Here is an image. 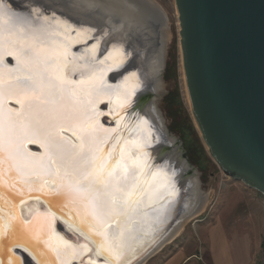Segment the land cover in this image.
Here are the masks:
<instances>
[{"label": "water", "instance_id": "95a60500", "mask_svg": "<svg viewBox=\"0 0 264 264\" xmlns=\"http://www.w3.org/2000/svg\"><path fill=\"white\" fill-rule=\"evenodd\" d=\"M29 1L4 0L11 11L31 17L35 28L60 20L74 40L80 31L73 29L86 31L84 40L76 41L66 50L61 58L65 64L82 65L81 56L96 48V55H88L89 65L96 68L111 47L117 45L116 41L108 43L111 34L117 31L128 40L123 49V63L105 69L99 87H94L105 95L87 100L70 94L83 78L81 72L68 69L64 71V82L43 87L41 84L50 77L43 72L45 64L40 58L41 68L34 69L28 63V53L27 60L19 62L0 48V156L3 157L6 136H17L13 142L15 151L32 161L36 169L32 176H11L12 185L2 173L8 185L0 180L3 194L0 205L5 202L14 214V233L22 224L27 233L39 232L42 241L54 231L64 246L65 242L72 245L68 247L70 258L65 264H86L90 258L96 264H112L106 254L95 255L98 250L93 238L70 220V209L76 207L79 199L73 203L65 193L75 196L71 188L79 183L78 173H65L52 144L62 140L66 151L75 152L80 149L79 137L90 132L89 139L94 137L99 143L98 150L91 154L103 155L102 144L136 139L142 132L138 124L145 123L149 134L145 135L146 148H141L144 157L151 171L162 170L169 175L173 195L163 200H167L166 204L159 211H166L165 220L162 225L154 223L150 239L134 249L130 245L116 259L118 264H142L170 237L182 215L191 208V185L198 180L201 186L200 173L189 162L182 143L166 129L159 109L162 95L153 88L163 74V63L158 77L144 76L139 67L133 66L137 52L129 46L130 42L145 43L146 57L151 54L159 43L148 27L157 28L156 18L161 20V13L154 6L153 17L147 0H33V5ZM175 5L187 95L208 154L226 176L264 196V0H175ZM125 13L144 24L130 23L123 17ZM49 58L55 65V56ZM132 74H137L139 85L123 100L119 88ZM25 83L32 85L27 88L34 94L31 100L25 101L19 95L26 89ZM56 95L58 98L52 100ZM122 124L127 125L125 130L120 128ZM5 126L11 131L8 135ZM90 147L85 144L86 154ZM133 154L137 155L136 151ZM60 200L67 201L64 211L56 204ZM81 242L88 251L78 246ZM6 250L20 264H40V258L30 248L24 251L11 243ZM0 261L4 262V258Z\"/></svg>", "mask_w": 264, "mask_h": 264}, {"label": "bare ground", "instance_id": "6f19581e", "mask_svg": "<svg viewBox=\"0 0 264 264\" xmlns=\"http://www.w3.org/2000/svg\"><path fill=\"white\" fill-rule=\"evenodd\" d=\"M150 3L149 8L154 13L152 16L154 17L155 14V7H157L151 0H147ZM31 2L33 0L29 1V4L33 5ZM158 8V7H157ZM159 11L162 13L161 8ZM161 20L156 18V22H158L157 28L155 27H148V32L152 34L155 38H157L158 41V47L154 49L151 54L147 55V50L145 43L144 44H138L134 41H131L129 46L133 48V50L136 53L135 57V64L133 66L139 67L142 71L144 76L152 77L153 75H157L162 67L163 58H164V48L163 43V30L161 32V27L164 24L163 21V14ZM160 15V17H161ZM125 20H131L130 23L133 24H139L143 25L144 23L141 20H135V17L132 15H129L128 13H125L123 15ZM12 27V21L5 19L4 21H0V48L4 49L8 53H11L19 62H22L26 59V54L31 52V57L28 59V63L30 66L34 67H40L42 64L39 62V58L43 61L45 64L44 68L42 69L43 72L48 74V77L50 80H46L41 84L43 87H48L49 85L64 82L65 76L64 71L70 70L72 72L79 71L81 72L83 78L75 85L73 91L70 92L71 95L75 97H81L84 99H90V98H102L105 93L102 91H99L98 89H95L94 87H99V84L102 81L103 73L105 69L110 68H116L119 65H121L125 58L123 49L124 45L126 44L127 36H120V34L116 31V33L111 34L109 36L108 43L115 42L117 45H113L111 47V51L108 53V55L103 59V63L98 64L96 68H93L88 63V55L94 56L97 53V49L93 48L88 53H85L81 56V59L83 61L82 65H78L77 62L75 64H65L64 60L61 61V58H64V55H66V50H68V47L75 43L76 41L84 40L86 31L79 32V34L75 37L76 40L72 39L68 36L67 28L65 24H63L60 20L59 23L55 24H45L44 29L46 31H43L39 33L41 39L39 40H32L31 39V32L30 30H21L19 32L11 31ZM153 30V31H152ZM154 38V39H155ZM121 41V42H120ZM128 43V42H127ZM147 45V44H146ZM55 65L50 62L49 57H54ZM39 68V69H40ZM66 75V74H65ZM146 79V78H145ZM139 79L137 74H132L128 76L124 84L119 88L120 96H124V98H127L130 93L131 89L135 88L139 85ZM94 85V86H93ZM94 88L92 90L91 88ZM92 91H91V90ZM158 95L160 94V89L158 88L156 90ZM25 101L31 100L34 96L33 93H29V90L24 89L23 94H19ZM58 96H53L52 100H56ZM22 99V101H24ZM54 101H51L50 103H53ZM117 102V101H116ZM30 109V108H29ZM27 122V120H24ZM49 122V121H48ZM31 123V122H30ZM28 123V124H30ZM124 123V122H122ZM22 124V123H19ZM32 124V123H31ZM6 125V124H5ZM139 130H142L141 134L138 138H134L131 140H124L118 139L114 144L108 145L102 144L101 152H103V155L105 156V166L111 167L112 164L119 158V154L121 149H123L125 154V161L131 157L133 160H136L138 164H140L142 169V175L140 178V183L142 185L143 191L136 193L137 196L141 197L140 200L136 201L132 204L131 212L129 214L128 218H125L123 216H118L117 221L112 222V227H108L106 229V226H104L101 230H98L97 227L93 226L95 224V221L93 219L96 209L93 207L86 206L82 200L79 198V203L74 206H70L71 209H78L79 214L76 211H72L70 209V220L73 221L77 227H80L82 231L85 233L86 228H91V234H89L91 237L96 236L97 231H102L104 233H114L118 231L124 232V241H125V247L122 249L123 253L127 251L128 247L131 245L134 248L137 247L138 244H143L144 241H147L150 239V235L154 233L152 230L154 228V223H161L162 225L163 221L165 220L166 211L162 212L159 211L160 208L164 207L166 204V201L163 202V200L166 197H169L170 195H173V190L171 188L170 184V177L168 174L165 173V171L162 170H155L151 171L149 168V163L147 164L148 159L146 160L144 150L146 148V136L149 134V129L146 127V124H138ZM5 133L6 135L10 134V130L7 129L5 126ZM33 128V127H32ZM123 130L127 128L126 124H122L120 126ZM17 136H6L5 138V144L2 151V156H0V180L3 185H8L6 182V177L10 181L9 184L12 185V178L11 176L17 177V176H23L30 175L32 176L35 174V164L32 163L29 159H26L22 156H20L16 151V144H13ZM99 145V143H96V145ZM141 150V151H138ZM133 151H136L137 155L133 154ZM111 152V156L108 157L107 154ZM143 156V157H142ZM13 172V174L11 173ZM2 173L6 176H2ZM119 174V169L117 170V175ZM11 178V179H10ZM33 183V181L31 182ZM35 185V184H33ZM192 190L190 193H192V199L190 200V209L187 211V214L184 216L182 215V220L178 225L173 229V231L170 234V237L165 240L160 246L157 247V250L154 251L152 254H150L148 257H146L142 264H144L147 260L151 259L153 255L160 251L164 246L170 244L175 240V238L180 234V232L183 230L184 226L191 220L194 219L196 216L200 215L206 208L208 203V194L203 192L201 190V186L197 180V182L193 185H191ZM35 190V186H34ZM75 194V193H73ZM76 195V194H75ZM161 202V203H160ZM118 206L123 207L120 204V201L116 202ZM72 204V203H71ZM157 205V206H156ZM155 206V207H154ZM195 206H199L195 212H192V214H189L191 209L193 210ZM149 207H153L151 210L143 211L144 209H147ZM0 229H2L4 235L2 239H0V243H3V248L0 249V258H4L3 264H20L19 259L14 257L10 253V251L6 250L7 245H10L12 241L10 240V237H13L14 230L12 227L14 222V214H12L11 210L6 208V203L4 202L3 205H0ZM154 211V212H153ZM7 215L10 219V222L7 221ZM107 219H111L108 217ZM89 221H92L93 223L90 224ZM9 222V223H8ZM4 224L7 228L9 225L10 227L7 229H3L1 224ZM45 230V229H44ZM54 230V229H53ZM151 231V233H150ZM25 235H30V233H27L23 231ZM36 236L39 237L41 240V234L34 233ZM87 236L88 234L85 233ZM150 234V235H149ZM147 236V238H146ZM50 237V238H49ZM49 238V244L50 247L43 242L38 244V247L41 248L46 254L47 257H51L54 264H65L70 256H69V249L68 247L64 246L62 244V240L60 237L56 236L54 234V231L49 234L47 239ZM99 236H96V238H93L92 240L96 249L101 254H106L107 257L111 256L112 259L107 258L111 261L113 264V260L118 259L116 246H111V251L100 248L98 249V245L96 243V240L99 239ZM146 239V240H145ZM143 242V243H142ZM32 244H36V241H32ZM139 246V245H138ZM30 249L33 250L31 245H28ZM88 251V249L86 248ZM34 251V250H33ZM36 253V252H35ZM85 253V252H84ZM40 260L45 259V257L40 256L38 253H36ZM83 254V253H82ZM7 256V257H6ZM59 257V258H58ZM2 260V259H1Z\"/></svg>", "mask_w": 264, "mask_h": 264}, {"label": "rangeland", "instance_id": "374dc122", "mask_svg": "<svg viewBox=\"0 0 264 264\" xmlns=\"http://www.w3.org/2000/svg\"><path fill=\"white\" fill-rule=\"evenodd\" d=\"M158 9L161 8L164 24L163 30L164 58L163 74L156 83L154 91L160 89L159 109L163 115L166 129L174 136L178 142H181L191 165L200 173L201 190L208 194V203L205 210L196 218L191 219L175 238L173 242L164 246L156 252L153 257L144 264H162L170 257L180 251L194 254L203 250H208V230L215 224L218 217H222L225 223L232 228H240L241 231H248L246 220L238 223L242 205L237 203L231 210L228 206L231 193L227 189L235 191H244L250 194L252 198L260 201L264 206V196L259 192L248 189L242 182L231 179L226 176L219 166L212 159L200 136L194 117L192 115L190 101L187 95L186 81L184 76L182 53L180 43V28L178 14L176 11L175 0H151ZM162 16V15H161ZM162 68V67H161ZM161 71V69H160ZM159 71V73H160ZM157 74V77L159 76ZM157 93V92H156ZM158 94V93H157ZM187 144V148L184 141ZM235 200H237L235 198ZM7 216V215H5ZM7 221L10 219L7 216ZM8 222V223H9ZM3 229H7L1 224ZM256 239L253 242V264H264V221L259 223L255 229ZM97 236V235H96ZM93 236L92 238H96ZM231 248L228 249V258L222 257V264H243L246 261V248L239 246L236 241H230ZM213 248V246H212ZM211 248V249H212ZM213 252V251H212ZM202 254V253H201ZM223 256V254H222ZM198 264V263H197Z\"/></svg>", "mask_w": 264, "mask_h": 264}, {"label": "snow or ice", "instance_id": "6c2138e0", "mask_svg": "<svg viewBox=\"0 0 264 264\" xmlns=\"http://www.w3.org/2000/svg\"><path fill=\"white\" fill-rule=\"evenodd\" d=\"M33 15H38V13L33 12ZM5 19L12 21L11 31L19 32L21 30H30L32 40L41 39L39 33L46 31V29L42 27H33L31 17L16 14L10 10V6L6 5L4 0H0V21H4ZM57 22L59 23V21ZM68 27L71 26L69 25ZM29 56L31 57V52H29ZM101 63H103V60ZM25 79H30V77H25ZM23 87L27 89L31 88L32 85L25 83ZM105 132L107 134V130H105ZM56 135L58 136L59 134L56 133ZM90 136L91 133L89 132L86 136L79 137L81 140L80 149L75 152L66 151L65 145L62 140L59 139L52 144V148L56 158L60 160L61 166L64 168L66 174L69 172L78 173L77 179L79 183L73 185L71 188V191L76 195L72 196L66 192L65 196L73 203L79 198L86 206L90 205L96 209L97 211L93 217L95 224L93 226L99 229L103 228L105 225L110 226L113 221H117L118 216H123L125 218L129 217L132 204L141 199L136 193L143 191L140 183L142 169L140 164L131 157L125 161L123 149H121L119 158L112 166L106 167L104 155L91 154L94 150H98V148L95 138L92 137L89 139ZM86 143L92 146L88 154L84 152ZM107 156L110 157L111 152H109ZM118 169L119 174L117 175ZM61 187H64V185H61ZM2 195L3 194L0 193V197H2ZM117 201H120L123 207L118 206L116 203ZM56 204L61 211H64L67 207V201L65 200L57 201ZM71 210L79 214L78 209ZM108 217L111 219H107ZM89 223L92 224L93 222L89 221ZM22 229L23 225L21 224L13 234V237H10L12 246L23 248L24 251H29L28 245H31L36 253L45 257V259L40 261V264H54L51 257H47V254L38 247V244L41 242L50 247L48 239L45 238V240L40 241L39 237L34 233L25 235ZM84 231L87 234H91V228H86ZM3 235L4 233L2 229H0V239H2ZM96 235L100 237L96 240L98 249L103 248L111 251V246L115 245L117 256H123L124 253L122 249L125 247L123 231L111 234L97 231ZM32 241H36V244H32ZM65 246L72 247L68 242H65ZM78 246L81 248L87 247V245L82 242L79 243ZM2 248L3 243H0V249ZM31 254L32 252H29V255ZM95 255H100V252L97 251ZM108 258L112 259L111 256ZM0 264H3V261H0ZM86 264H96V262L94 259L90 258ZM113 264H118V261L113 260Z\"/></svg>", "mask_w": 264, "mask_h": 264}, {"label": "crops", "instance_id": "0c3cea01", "mask_svg": "<svg viewBox=\"0 0 264 264\" xmlns=\"http://www.w3.org/2000/svg\"><path fill=\"white\" fill-rule=\"evenodd\" d=\"M226 191L231 193L230 199L227 201L228 207L233 210L235 208L234 205L237 203L242 205L238 223H243L246 220L245 224L248 225L247 228H250V230L243 232L237 227L230 229L224 219L218 217L215 224L209 227L207 233L208 250L199 252L200 255L198 253L196 255H188L186 251H180L162 264H222V257L224 259L228 258L226 253L231 248L229 245L232 240L236 241L239 246L243 245L247 250L246 261L243 264H253V242L256 239L255 229H257L259 223L264 221V206L260 201L255 200L244 191L237 190L235 193L231 189Z\"/></svg>", "mask_w": 264, "mask_h": 264}, {"label": "trees", "instance_id": "16d2710c", "mask_svg": "<svg viewBox=\"0 0 264 264\" xmlns=\"http://www.w3.org/2000/svg\"><path fill=\"white\" fill-rule=\"evenodd\" d=\"M184 141V140H183ZM184 144H185V146H186V148H187V144L185 143V141H184ZM187 152H188V154H190L189 152H190V150L187 148Z\"/></svg>", "mask_w": 264, "mask_h": 264}]
</instances>
